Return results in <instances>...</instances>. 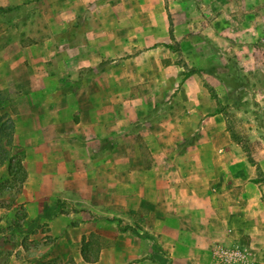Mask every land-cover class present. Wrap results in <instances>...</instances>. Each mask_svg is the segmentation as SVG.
Returning a JSON list of instances; mask_svg holds the SVG:
<instances>
[{
	"label": "crops",
	"instance_id": "0c3cea01",
	"mask_svg": "<svg viewBox=\"0 0 264 264\" xmlns=\"http://www.w3.org/2000/svg\"><path fill=\"white\" fill-rule=\"evenodd\" d=\"M86 1L0 0V7L11 8L13 14L12 21L0 30V68L8 71L0 85H28L29 89L51 85V95L56 98L37 108L29 94L28 106L14 118V142L23 150L27 171L17 202L24 203L28 226L41 215L36 226H45L44 232L40 228L37 233L43 241V255L39 261L35 256L22 257L23 245L12 239L0 243V250L8 253L2 264H49L53 258L57 260L53 264H210L216 241L257 233L260 215L254 208L262 199L261 182L249 176L250 165L233 142L223 112L206 115L200 109L213 101L201 74L193 71L179 77L174 109L157 119L149 116L142 120V104L133 103V98L130 116L118 119L109 79L106 97H98L99 74H92L81 88L65 95H60L61 85L71 84L68 61L74 62L79 76L82 67L110 59L101 72L109 75L122 56L116 43L124 42L132 49L139 41L150 43L125 54L130 56L124 62L133 65L125 71L131 75L129 84L155 78L154 85L164 86L169 82L165 76L171 73L176 80L183 70L176 59L165 61L162 43L172 38L182 43V52L194 64L212 68L205 72L216 81L208 77L210 85H231L239 72L230 58L242 59L252 67L259 61V25L252 20L239 24L226 13L211 12L224 10L223 6L236 8L238 0H140L143 16L139 19L126 14L131 10L130 0H117L106 7L95 0L96 9L102 10V22L113 29L104 35L89 33L88 39H77L75 46L69 44L70 38L79 35L62 30L28 45L13 31L17 30L15 20L29 16L32 10L59 11L64 14L59 25L72 27ZM172 5L177 17L170 31L167 12ZM121 11L122 16H116ZM83 22L86 26L94 23L85 18ZM136 24L146 28L138 37L130 28L123 29L125 32L116 29ZM56 43L61 45L60 51ZM137 121L146 122L141 135L151 153L149 162L148 151L129 131ZM196 130L199 137L177 151ZM106 139L115 141L102 148ZM5 208L0 206V213ZM126 225L131 228L124 229ZM47 237L52 241L46 243Z\"/></svg>",
	"mask_w": 264,
	"mask_h": 264
},
{
	"label": "rangeland",
	"instance_id": "374dc122",
	"mask_svg": "<svg viewBox=\"0 0 264 264\" xmlns=\"http://www.w3.org/2000/svg\"><path fill=\"white\" fill-rule=\"evenodd\" d=\"M86 1V0H85ZM103 7H106L109 4H114L117 0H99ZM239 5L235 7L223 6L224 10H219L218 8L212 9V14H227V18L231 21L241 22L253 21L259 25V35L260 41L257 42V49L259 50V61L258 63L254 62V66L247 65L243 62L242 59H232L229 60L233 62L236 66L239 74L235 79L236 81L231 80V85H224V83L219 82L221 85L218 87L216 85H210L209 78L213 82V75L205 74V72H211V67H199L197 64H194L192 60L188 59V54L182 52L183 49L180 47L182 44L177 40L168 41V42H159L163 44V49L165 51V61L167 62L176 59V61L183 66V70L180 74H177L176 80L172 79V74L165 76L169 79V82L163 85H154V79H149L141 83H136L130 85L131 75L125 72L127 69H132L133 65L129 62L125 63V56L127 52L132 50V53L135 50H139L144 45L149 44L150 42L140 43L136 41L133 43L132 49L129 46H126L124 42L116 43L117 47H121L119 50L122 53L121 57H118L114 62L116 69L114 72L108 74H103L105 67L110 59H101L94 67L91 65L84 66L81 68L79 76L75 71V64L73 61H68V80L70 85H61L62 93L60 95H65L69 92H74L76 89L81 88L84 85V81L89 79L92 74H99L100 92L99 98L106 97V87L105 82L107 79L110 81V92L114 93L116 100V112L118 119L128 118L131 114V99H135L133 103L142 104V113L141 119H145L149 116L154 117V119L161 118L165 114L171 112L177 101V91L178 86L180 85V78L187 76L193 71H197L201 74L202 80H205L207 83L208 96L212 98L210 105H205V107H200V109L205 110L206 115H209L214 112L222 111L225 118V125L227 130L231 134V138L234 143L238 144L244 153V160L250 165L251 172L249 176L253 177L255 182H261L260 187V196L261 201L259 205L255 206L254 209H258L260 219L259 226L257 228V233L255 234H244L238 239L234 238L230 241H216L211 248L212 262L210 264H264V0H238ZM131 10H126L127 16L135 19H139L143 16V11L140 9V0H130ZM220 3V2H219ZM221 2L220 4H223ZM95 0L86 1L81 8V14L78 17L75 24L71 26L59 25V21L64 20L63 15L59 11H52L51 13H43L39 10H32L31 14L24 15L15 20L16 28H13L15 35L21 39V42L25 45L33 44L35 41L43 40L52 35H57L62 32H67L70 34H77L79 38H70L69 44L75 46L77 39L86 38L89 33H93V36H97L96 33H102L103 35L107 33L108 30L113 29L111 26L106 25L102 22L101 9H96ZM106 4V5H105ZM170 5V4H169ZM171 9H168L167 14L169 15V30L171 31L173 27L172 20L177 17L176 11L172 6ZM11 9H0V30H4L7 24L12 21L13 14L10 12ZM123 11L120 13L117 12L116 16H122ZM177 14H182L180 11H177ZM229 15V16H228ZM173 16V17H172ZM67 17H71L68 16ZM83 18L94 21V23L88 26L83 22ZM100 21V25L99 22ZM256 21V22H255ZM91 23V22H89ZM108 26V27H107ZM130 28L132 31L131 34H134L137 37L146 31L144 26L136 24L131 27L124 28L116 27V29H121L122 32H125ZM123 29H126L123 31ZM149 30V28H147ZM10 32V30H9ZM120 32V31H117ZM91 36V35H90ZM92 38V36H91ZM89 41H87L88 43ZM90 43V42H89ZM66 43V46H69ZM91 44V43H90ZM157 43H155L156 45ZM57 50H61V45L59 43L55 44ZM126 46V47H125ZM183 48H186V43H183ZM102 48V47H101ZM12 49L15 50V47L12 46ZM185 50V49H184ZM58 53V52H57ZM128 54V53H127ZM167 54H172V56H166ZM38 61V60H37ZM36 61V62H37ZM49 61V60H48ZM27 64V63H26ZM194 64V65H193ZM28 65V64H27ZM31 68L32 66H28ZM38 69V66H36ZM7 68H0V79L7 78ZM214 74V73H213ZM216 74V73H215ZM149 78L148 76H142ZM154 77V75H153ZM209 77V78H208ZM143 79V78H142ZM42 83H45L44 81ZM216 83V81H214ZM240 84V85H239ZM178 85V86H177ZM241 86H249L248 89H245ZM8 88L10 90L8 91ZM51 85H34L31 89L28 88V85H0V128L1 124L3 125L5 121H8L3 116H8L14 120L15 114L21 112L22 109H25L28 106V101L34 104L35 107H42V103L52 99L55 101L56 98L51 95L53 89L51 90ZM29 94L31 95L29 98ZM227 104H224L225 102ZM125 102V103H124ZM41 103V104H40ZM120 104V105H119ZM43 109V108H42ZM146 122H135L129 127V131L137 135L141 147L144 149L145 156L147 161H151V153L147 148L141 132H143L146 127ZM123 131L119 133L123 135ZM199 137V132L196 130L195 134L186 138L179 146L177 151H182L185 147L192 143L194 138ZM115 140H103L102 148H109L113 145ZM6 140L3 141V146L1 148H6L9 150L10 154L17 153L22 149L19 148H10L6 145ZM23 151V150H22ZM10 181V174L7 162H0V190L1 187H7L13 182ZM14 184V183H13ZM16 186L18 183L16 182ZM258 193V190L255 189L254 193ZM19 194V193H18ZM18 194L16 193V187L11 191L3 192L0 196V206L7 207L3 212L0 213V220L4 219L3 223H0V243L10 240H16L21 243L24 247V250H21L22 257L27 258L28 256H35L36 259H41L43 252L40 251L43 241L41 236L38 233V230L42 228V232L45 231V226L40 225L36 226L29 230L23 229V227H28V224L25 223V206L23 202H17ZM240 203L247 205L246 201L239 200ZM14 205L13 207L11 205ZM9 205L11 207H9ZM14 228V231L18 233L16 236L11 232L10 228ZM29 232H32L29 234ZM34 234V235H33ZM52 238L47 237L46 243L51 242ZM259 244V245H257ZM261 246V247H258ZM8 253L4 250H0V264L6 260ZM56 263V259L49 260V264ZM37 264H47V262H38Z\"/></svg>",
	"mask_w": 264,
	"mask_h": 264
},
{
	"label": "trees",
	"instance_id": "16d2710c",
	"mask_svg": "<svg viewBox=\"0 0 264 264\" xmlns=\"http://www.w3.org/2000/svg\"><path fill=\"white\" fill-rule=\"evenodd\" d=\"M0 9H5L0 7ZM7 9H11V8H7ZM2 116H0L1 119ZM5 117L8 121H5L4 124H1V128H0V162H7L8 163V168H9V174H10V181L13 182L12 184H10L7 187H1L0 190V196L3 192L6 191H11L16 187V193H20L22 188H23V184L26 180L27 177V171L26 168L23 165V151H19L17 153L14 154H10L9 150H7L6 148H1V146H3V141L6 140V145H8L10 148L14 147L17 148V145L14 142V131H15V123L14 120L12 118H9L7 115L3 116ZM197 138L195 137L194 140H196ZM193 140V141H194ZM8 181V183L10 182ZM16 182L18 183V185L16 186ZM2 206V205H1ZM10 206V205H9ZM41 215H39L29 226L28 229L31 230L35 227V225L38 223L39 219H40ZM124 229L127 228H131V226L126 225L123 227ZM137 232V231H135ZM145 236L151 237V235L149 234H144ZM94 258L97 257V254L94 253L93 254Z\"/></svg>",
	"mask_w": 264,
	"mask_h": 264
}]
</instances>
